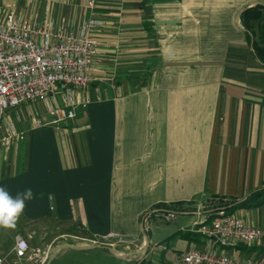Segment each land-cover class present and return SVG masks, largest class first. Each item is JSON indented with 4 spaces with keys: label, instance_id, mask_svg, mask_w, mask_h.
<instances>
[{
    "label": "crops",
    "instance_id": "crops-1",
    "mask_svg": "<svg viewBox=\"0 0 264 264\" xmlns=\"http://www.w3.org/2000/svg\"><path fill=\"white\" fill-rule=\"evenodd\" d=\"M257 3L264 0H0L28 17L49 4L72 30L103 22L94 31L95 80L78 97L87 106L60 129L34 123L45 100L12 108L23 135L0 148V187L34 194L20 223L26 237L53 233L50 250L67 240L99 246L62 248L51 264H178L185 251L211 248L202 235L179 233L204 207L231 206L262 187L264 65L240 20ZM189 203L197 210L178 212L174 223L143 221L150 210ZM232 212L264 226V205ZM240 246L227 253L264 261V244ZM0 256L35 264L12 259L1 241Z\"/></svg>",
    "mask_w": 264,
    "mask_h": 264
},
{
    "label": "built area",
    "instance_id": "built-area-1",
    "mask_svg": "<svg viewBox=\"0 0 264 264\" xmlns=\"http://www.w3.org/2000/svg\"><path fill=\"white\" fill-rule=\"evenodd\" d=\"M102 25L101 20L89 18L72 30L52 18L49 4L37 17L0 5V148L8 150L23 135L7 119L12 108L45 100L46 114L34 116V123L60 129L67 121L77 118L78 107L87 106V100L78 97H83L82 93L95 80L100 42L94 31ZM227 206L217 203L203 208L206 211L192 230L207 239L211 248L185 251L177 256L178 264H264L227 253V249L240 245L264 244V226L246 223ZM164 210L146 212L143 221L150 223L153 213ZM167 212L164 215L170 217L178 213ZM14 251L18 259L46 264L50 249L32 248L29 238L18 233ZM0 264H4L2 256Z\"/></svg>",
    "mask_w": 264,
    "mask_h": 264
},
{
    "label": "trees",
    "instance_id": "trees-1",
    "mask_svg": "<svg viewBox=\"0 0 264 264\" xmlns=\"http://www.w3.org/2000/svg\"><path fill=\"white\" fill-rule=\"evenodd\" d=\"M240 20L246 31V36L249 44L252 47L254 55L264 65V4L257 3L255 5L246 7L240 13ZM262 205H264V182L262 187L251 192L245 199L240 201L233 199L231 202V206L227 207L230 211H233L240 208H256ZM179 233L182 234V236L186 239H196L198 238V236H201L200 233H197L196 231L190 229L180 230ZM68 241L73 242L72 240ZM55 245H53V247ZM102 248L107 249V247ZM239 248L241 249L243 248V246H240Z\"/></svg>",
    "mask_w": 264,
    "mask_h": 264
},
{
    "label": "rangeland",
    "instance_id": "rangeland-1",
    "mask_svg": "<svg viewBox=\"0 0 264 264\" xmlns=\"http://www.w3.org/2000/svg\"><path fill=\"white\" fill-rule=\"evenodd\" d=\"M22 106H23V104L18 106V107H22ZM44 107L45 108L47 107L46 103L44 104ZM6 116H7V119L9 121L14 122L15 126L18 128V126H17V124L15 122V118L14 117L12 118L11 115L8 116V113H7ZM193 204L194 203H189V205H185V206L184 205L183 206L182 205H179V206L178 205H174V207H173L174 209H172L171 207H167V208H164L165 209L164 211H157V212L153 213L152 218H150V220H149V222H151V223L150 224L148 223L147 226L150 228L152 226V224L154 223L153 220H158V219H164V220H160V221L165 222V223H168L170 221H171L170 223H174L172 221H174L176 219V215H180V214L177 213L175 215V217H170V216L164 215V213L165 214L168 213L167 210L168 211L176 210L178 212H182V211H185V210H188V211L193 210V211H195V210H197V208L195 206H193ZM189 215H191V214H189ZM22 216L23 215L21 214L20 217L18 218V220L16 221L15 227H13V228L0 227V241H1V244H2L4 250H8V253L10 254L12 259H14V257L16 258L14 247H12V246H14L13 243H15L16 234L22 233L24 235V233H26V231H27L26 226L20 224L21 222H23ZM182 227L184 229L187 228V226H185V225H183ZM192 227H193V225H192ZM30 235L27 236V237L30 239L32 247H39L40 249H48L47 246H48V244L51 243V240H52L51 237L54 236V234L51 233V232H49L48 235H46V236L44 235L42 237H40V236L34 237L33 236L34 234H32V233ZM119 242H121V243L124 242L125 243V242H127V240L125 238H121V239H119ZM108 247H112L114 249V251L119 252V253L122 252V251H125L124 249H121L122 247L119 244H116V243H114V246H108ZM51 249H52V247H51ZM254 255L255 254H251V256H254ZM262 255H263L262 258H264V254H262ZM243 256H247V254L245 253ZM4 264H5V262H4ZM16 264H19V263L16 262Z\"/></svg>",
    "mask_w": 264,
    "mask_h": 264
},
{
    "label": "clouds",
    "instance_id": "clouds-1",
    "mask_svg": "<svg viewBox=\"0 0 264 264\" xmlns=\"http://www.w3.org/2000/svg\"><path fill=\"white\" fill-rule=\"evenodd\" d=\"M31 189L18 193L15 197L0 187V227L13 228L26 207V201L32 200ZM51 198V197H50Z\"/></svg>",
    "mask_w": 264,
    "mask_h": 264
},
{
    "label": "water",
    "instance_id": "water-1",
    "mask_svg": "<svg viewBox=\"0 0 264 264\" xmlns=\"http://www.w3.org/2000/svg\"><path fill=\"white\" fill-rule=\"evenodd\" d=\"M97 247H99V246L94 245V244L79 245V244H75V243H70L67 240V241L58 243L57 245L52 247V249L49 252V257H48V261L46 262V264H51L52 259L54 258L56 252L58 250L62 249V248H73V249H76V250H90V249H94V248H97ZM107 248L113 250L115 255L123 256V253H119V252L114 251V249L112 247H108L107 246Z\"/></svg>",
    "mask_w": 264,
    "mask_h": 264
}]
</instances>
